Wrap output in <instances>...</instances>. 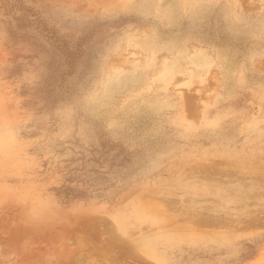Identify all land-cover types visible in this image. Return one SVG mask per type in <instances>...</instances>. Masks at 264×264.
<instances>
[{
	"label": "rangeland",
	"instance_id": "1",
	"mask_svg": "<svg viewBox=\"0 0 264 264\" xmlns=\"http://www.w3.org/2000/svg\"><path fill=\"white\" fill-rule=\"evenodd\" d=\"M108 1L0 0V264H264V0Z\"/></svg>",
	"mask_w": 264,
	"mask_h": 264
},
{
	"label": "bare ground",
	"instance_id": "2",
	"mask_svg": "<svg viewBox=\"0 0 264 264\" xmlns=\"http://www.w3.org/2000/svg\"><path fill=\"white\" fill-rule=\"evenodd\" d=\"M90 1H91V0H90ZM92 1H93V0H92ZM110 1H111L112 3H114L116 0H115V1L113 0L114 2H113L112 0H109L108 3H109ZM116 2H117V1H116ZM99 3L101 4V2H99ZM99 3H98V4H99ZM108 3H106V4H108ZM102 4H103V3H102ZM102 4H101V5H102ZM108 5H109V4H108ZM103 6H104V4H103ZM189 215H190V214H189ZM87 236H88V235H87ZM84 241H85V240H84ZM91 244H92V243H91ZM87 245H89V244L87 243ZM83 248H84V247H83ZM83 248H82V249H83ZM78 250L80 251V249H78ZM83 251H84V250H83ZM88 251H89V250H88ZM114 252H115V250H114ZM80 253L82 254L81 251H80ZM80 253H79V254H80ZM89 253H90V252H89ZM89 253H88V254H89ZM91 253H92V252H91ZM83 254H84V253H83ZM88 254H87V255H88ZM91 255H92V254H91ZM78 256H79V258H80V255H78ZM88 256H89V255H88ZM88 256H87V257H88ZM82 257H83V256H82ZM90 257H91V256H90ZM72 258H73V257H72ZM92 258H95V259H96L97 257H92ZM92 258H90V259H91V261H89V262H91L90 264H93V261H94V260H92ZM68 259H69V258H68ZM74 259H75V258H74ZM81 259H82V258H81ZM84 259H85V258H84ZM87 259H88V258H87ZM61 260H62V258H61ZM96 260H98V258H97ZM63 261H64V259H63ZM65 261H67V258H66ZM79 261L81 262V260H79ZM79 261H78V262H79ZM105 261H106V260H105ZM109 261H110V260H109ZM109 261H106L107 264L110 263ZM80 262H79V263H80ZM89 262H88L87 264H89ZM96 262H97V261H96ZM96 262H95V263H96ZM95 263H94V264H95ZM60 264H62V262H61ZM65 264H66V263H65ZM96 264H98V262H97Z\"/></svg>",
	"mask_w": 264,
	"mask_h": 264
}]
</instances>
